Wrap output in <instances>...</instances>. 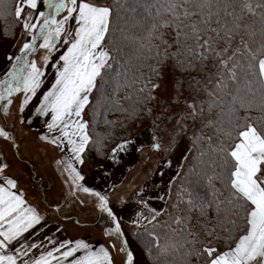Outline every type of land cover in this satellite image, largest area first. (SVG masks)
<instances>
[{"label": "snow or ice", "instance_id": "obj_1", "mask_svg": "<svg viewBox=\"0 0 264 264\" xmlns=\"http://www.w3.org/2000/svg\"><path fill=\"white\" fill-rule=\"evenodd\" d=\"M6 16L14 17L30 39L20 55L7 57L12 63L0 77V109L7 115L19 98L20 123L31 124L23 113L37 97L58 44L68 45L32 116L45 118L41 140L71 154L56 163L64 165L75 189L98 198L114 225L106 235L120 241L111 247L124 254L125 264L135 258L119 218L106 195L79 183L85 178L73 163H84L90 140L85 109L93 92L114 78L147 103L156 99L169 66L180 73L203 71L206 102L188 103L187 117L195 121L207 113L203 127L212 129L200 153L208 157L202 176L211 196L182 190L173 208L185 207L169 216L163 232L155 231L161 211L149 209L151 216L140 218L157 222L148 232L157 264H264V0H0V17ZM114 18L123 25L113 29ZM70 21L74 31L66 28ZM116 32L119 43L109 39ZM37 46L45 50L43 66L28 59ZM193 82L200 88V80ZM0 137L13 140L5 127ZM194 137L195 143L202 141ZM128 143L117 145L113 156ZM8 168L0 159V264H114L104 246L94 249L83 240L53 236L34 239L43 231L44 217L24 199L17 180L6 175Z\"/></svg>", "mask_w": 264, "mask_h": 264}, {"label": "crops", "instance_id": "obj_2", "mask_svg": "<svg viewBox=\"0 0 264 264\" xmlns=\"http://www.w3.org/2000/svg\"><path fill=\"white\" fill-rule=\"evenodd\" d=\"M17 30L18 28L5 46L0 45V53L6 52L12 46L9 55L4 56L3 60V57H0V77L12 63L7 57L13 56L18 47L21 48V45H11ZM7 116L5 124L1 125L0 123V126L7 128L14 123L17 126L20 121L18 107H15L14 110L12 106ZM8 131L12 132L9 129ZM42 133L41 128L29 124L27 132L17 141L14 139L6 141L0 137V159L9 165L6 175L17 180L18 189L23 192L24 199L44 217L43 231L34 239L41 240L45 236H53L58 241L83 240L94 249H98L100 246L108 248L114 264H125L124 254L111 247L115 244L114 241L118 243L117 247H119L120 241L106 235L107 230L102 227L104 218L111 222L110 228L114 225L107 214L99 208L98 198L75 189L68 181V173L63 171L64 165L58 166L56 163L58 160L70 159L71 154L41 140ZM126 141H130L126 150L118 151L113 156L112 150ZM126 141L116 144L110 150L105 163L92 169L88 178L80 171L79 163L74 161L73 163L85 178L79 183L108 197V206L119 218L121 228L140 229L149 224L147 220L140 218L141 214L150 217L149 209L163 212L169 207L171 187L183 160L174 162L170 159H163L159 160L157 164H150L148 161L143 163L142 152L149 145L148 137H143V128L137 130ZM52 150L56 151L55 156L58 159L51 158ZM171 153L172 150L168 151L167 157ZM160 155L162 156L161 153ZM119 161H123L122 168H114V163ZM26 166L34 172V175L21 173V169ZM160 166L162 169L158 172ZM133 173L132 179L124 183L125 179H129ZM73 192L75 195L72 194ZM86 196L91 198L96 207L84 206L83 199H87ZM69 199L74 201L70 202L74 205H67ZM138 219L139 223H135ZM107 227L109 228V226ZM84 228L90 231L86 235ZM94 230L101 237L96 236L93 233Z\"/></svg>", "mask_w": 264, "mask_h": 264}, {"label": "trees", "instance_id": "obj_3", "mask_svg": "<svg viewBox=\"0 0 264 264\" xmlns=\"http://www.w3.org/2000/svg\"><path fill=\"white\" fill-rule=\"evenodd\" d=\"M8 4H11V0H6ZM101 2L113 3V0H101ZM121 16L127 15V13L121 12ZM117 25H123L122 20L114 18L113 20V29ZM19 27L12 16L0 17V45L5 46V44L11 40L14 35V31ZM120 33H114V36H110L109 39L114 40L119 43ZM9 39L8 41H5ZM135 66V61H133ZM170 67V66H169ZM168 67V68H169ZM176 73L177 77L185 78V88L194 89L197 88L193 82L195 77L197 80L202 82L204 81V72L195 71L191 73H180L176 69L170 67ZM145 71H147L145 69ZM131 75V73H129ZM179 80V79H178ZM160 81V80H159ZM117 83L120 84L119 90L113 92V89L117 87ZM124 82L119 78H114L111 85H105L104 88L99 91H94V98L92 104L86 108V121H88V134L90 137L89 143L85 148L82 158L84 162H88L91 167H98L105 163L107 156L110 150L119 142L129 140L137 129L127 128V125L132 126L136 125L135 120L139 116L149 117L153 113L152 104L154 100L147 103L138 102L137 94L133 91L132 88H126L123 86ZM180 86H175L176 91L180 89ZM210 87V85H209ZM107 90V97L103 96V92ZM191 92V91H189ZM125 97H131L130 99H125ZM196 102H206V96L202 90L199 98L195 99ZM172 102H176V99ZM164 102H160L159 109H162ZM160 116V114H158ZM207 113L204 116L202 122L198 123L196 127L188 131L185 136L188 140L189 151L185 160L180 168V171L175 178V181L171 187V194H173V201L170 203L169 208L163 211L162 215L158 217V226L155 228L156 232H163L167 230V221L169 216L180 215V210H183L185 205L180 204V210L174 209L173 205L179 203V195L182 190L194 189L198 191L202 196L208 195L211 196V190L207 187L206 180L203 178L202 173L206 171L205 162L208 157L204 156L201 158L200 153L206 151L207 136L212 134V129L203 127L205 123ZM154 123H147L144 127H152ZM140 128V127H139ZM201 136L202 141L200 143H195V137ZM179 138V137H178ZM176 141L174 139L169 141L168 149L171 148V145ZM193 181H199L196 184H193ZM217 188L220 187L217 183ZM225 194H227L225 192ZM186 199V197H185ZM195 213H193V224L198 223ZM157 222H153L156 224ZM153 224H147L145 227L132 231V240L134 246L136 247V252L134 250V263L135 264H157V261L154 256V249L151 245L152 237L148 235V232L153 230ZM175 227V225H173ZM115 238V237H114Z\"/></svg>", "mask_w": 264, "mask_h": 264}, {"label": "rangeland", "instance_id": "obj_4", "mask_svg": "<svg viewBox=\"0 0 264 264\" xmlns=\"http://www.w3.org/2000/svg\"><path fill=\"white\" fill-rule=\"evenodd\" d=\"M40 10H46V9L41 8ZM66 28H70L71 30L74 31L76 28L74 21H70L69 24L66 25ZM65 38L71 39V37H65ZM29 39H30L29 36L22 34V27L19 25L16 35L14 37V41L11 45L14 46L17 44V45H21L22 47L23 43L27 42ZM8 40L9 39H6L5 41H8ZM40 42L42 41H38V44ZM67 47L68 45H65L63 43L58 44V50H56L51 55L50 61L48 62L47 67L45 68V76L43 77V84L38 92L37 97L33 100V103L29 106V108L26 109V111L23 113V116L25 117V119L31 118L32 119L31 124H34L36 127L41 128L44 134L47 132V129H45V126L43 123V120L45 118L33 117L32 111L35 105L39 103V100L41 96L43 95V93L47 92L52 86V84L54 83L55 77H56V67L54 65H56L59 62L60 55H62L66 51ZM11 50H12V46L6 52L0 53V57L1 56L3 57L2 60L4 59V56L9 55L11 53ZM20 54H21L20 47H18V50L13 55V57L20 55ZM44 55H45V50L40 49L37 46L36 52L30 54L28 56V59L36 60L39 65L43 66L44 61L42 58ZM59 63H62V62H59ZM178 79L182 85L180 89L176 91L175 86H176V81ZM159 83H160V87L155 92L156 99H154V102L152 104L153 113H151L148 118L143 117V115L139 116L138 119L135 120V122H137L136 125L134 124H132V126L127 125V128L128 129L131 128V130L133 129L135 130L137 128H138L137 130H139L143 128V137L145 136L148 137L149 145H147L146 149L143 150L142 152L143 163L145 161H148L150 164H157L159 160H163V159H170V160H173L174 162L183 160L181 163V166H182L184 159L187 156L188 151H189V145H188L189 143L185 136L187 135L188 131L193 130L196 127V125L202 122L204 119V116L197 118L195 121H193L191 118H188L187 114H188L189 109L187 108V104L193 102L196 98H199L206 84V81L204 80L202 82V85L200 86V88H194V89L189 88V90L188 89L186 90L185 85H184L185 78L177 77L173 69L169 67L164 71L163 78L159 81ZM93 98H94V92L92 96L90 97V99L93 100ZM173 99L174 100L176 99V102H172ZM160 102L165 103L162 109H159ZM18 105H19V98H18V101L14 103L13 109L15 110V107H18ZM158 114H160V116ZM7 117L8 116L4 114L2 109H0L1 125L5 124ZM84 119L86 120V109H85ZM147 123L155 124L153 126V129H154L153 131H151L152 127L151 128L144 127L146 126ZM13 125L7 126V128L10 131H12L11 133H12L13 139L17 141L24 136L25 132H27V126L29 124L28 123L22 124L19 121L17 126L15 125V123ZM172 139H174V141L176 142L171 145L170 149H168L169 141ZM154 144H159V148L158 149L155 148ZM53 149L56 150V148H53ZM55 150H52L51 158L53 160L58 159V157L55 156L56 155ZM171 150H172V153L167 157V152ZM160 153L162 154V156L160 155ZM122 165H123V161H119L118 163H114L113 167L122 168ZM79 169L83 173V175L88 178L89 175L91 174V170L95 168L91 167V165L85 161L83 164H79ZM161 169H162V166L159 167L158 172H160ZM21 173L23 175H28V174L34 175V172H32L31 169L28 168V166L21 169ZM133 175L134 173L131 174L129 179L127 180L125 179L124 183L129 182L132 179ZM86 197L87 199H83L84 206L96 207V204L92 202L91 198L89 196H86ZM172 201H173V194H171V203ZM70 202H74V201H71L69 199V202L67 204L68 206L74 205V203H70ZM102 221H103L102 227L108 230L110 228L111 222H108V220H106L105 218ZM107 226H109V228ZM122 230L124 232V238L128 241V247L134 254V250L136 252V247L134 246L131 233L132 231H136L137 229L122 227ZM89 232L90 231L88 229L84 228L85 235L88 234ZM93 233H95L96 236L101 237L99 234H97L96 230H94ZM95 235L93 234V236ZM114 242L118 246V243L116 241Z\"/></svg>", "mask_w": 264, "mask_h": 264}]
</instances>
